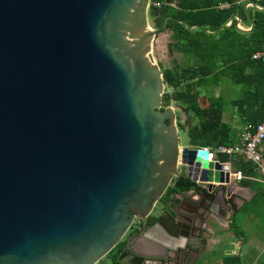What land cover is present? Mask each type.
<instances>
[{
  "label": "water",
  "instance_id": "95a60500",
  "mask_svg": "<svg viewBox=\"0 0 264 264\" xmlns=\"http://www.w3.org/2000/svg\"><path fill=\"white\" fill-rule=\"evenodd\" d=\"M157 15L149 0H0V264H93L131 214L154 219L163 252L132 254L163 259L183 248L167 244L176 212L151 211L172 177L202 194L194 209L237 214L230 165L179 147L161 107Z\"/></svg>",
  "mask_w": 264,
  "mask_h": 264
},
{
  "label": "trees",
  "instance_id": "16d2710c",
  "mask_svg": "<svg viewBox=\"0 0 264 264\" xmlns=\"http://www.w3.org/2000/svg\"><path fill=\"white\" fill-rule=\"evenodd\" d=\"M149 2L159 3L155 8L158 15L152 19L153 27L158 28L165 20L164 30L170 31L171 50L182 58L181 63L159 70L165 85L162 105L175 102L186 115V120L178 127H191L186 131L190 147L231 145L230 126L222 120L225 104L222 95L210 96L207 105L201 107L197 103L199 89L218 85L221 78H227L233 85L241 87L239 96L229 101L240 124L251 128L258 122L263 106L264 64L250 60V54L264 51V0L250 2L260 10L245 7L247 2L241 0H179L177 9L163 4V0ZM222 3L228 6L218 8ZM231 17H236L241 27L248 26L249 30H238L235 20L223 27ZM190 26L194 28L186 30ZM192 120H195L193 124ZM232 162L243 176L254 175L253 163L241 158H232ZM246 183L250 182L240 181L242 186ZM180 184L181 181L176 182L169 192L192 187L190 182ZM231 227L236 237L242 236L235 230V224ZM220 260L221 264H243L236 255Z\"/></svg>",
  "mask_w": 264,
  "mask_h": 264
},
{
  "label": "flooded vegetation",
  "instance_id": "af4514ba",
  "mask_svg": "<svg viewBox=\"0 0 264 264\" xmlns=\"http://www.w3.org/2000/svg\"><path fill=\"white\" fill-rule=\"evenodd\" d=\"M178 181H181L180 185L189 183V181L184 180L181 176L177 178L172 177L159 198L152 205L151 211L157 208L159 212L164 210L170 214L172 210L176 212L178 223L170 230L175 233L177 239L167 240V244L173 246L182 245L183 248L176 249L175 252H166L163 259L150 258L147 260L133 255L131 251H135L139 255L156 257L162 256L163 252L156 249L155 245L153 246L152 243L147 241V239H161V236L153 226L154 219L150 218L148 224L145 226L144 220H139L134 214H131L133 218L128 229L119 242L105 255L110 264H196L204 257V254L207 252L206 249L210 247L207 242L212 239L207 231V219L209 215L206 214L204 209H194L188 204L189 201L197 200V198L202 201V194H195L197 189L192 187L188 189L189 191L169 192V189L173 188ZM190 189L193 191L191 192ZM235 200L236 197L231 199L233 207H236ZM238 213L232 214L229 217L226 214L227 217L223 216L227 219L226 221L217 218L227 224L226 234L221 233L222 246L227 245V247H232L233 242L237 240L231 225L234 224L233 219Z\"/></svg>",
  "mask_w": 264,
  "mask_h": 264
},
{
  "label": "rangeland",
  "instance_id": "374dc122",
  "mask_svg": "<svg viewBox=\"0 0 264 264\" xmlns=\"http://www.w3.org/2000/svg\"><path fill=\"white\" fill-rule=\"evenodd\" d=\"M147 26L151 30L155 29L153 27L152 19H147ZM169 35L170 31L168 29L163 30L158 36H155L150 43V56L154 64L157 66L158 70L168 68L172 66L173 63H181L182 61L180 55L171 50V41L169 39ZM164 89L165 85L163 84L162 94L164 92ZM240 90V86L233 85L227 78H221L218 82V85L206 87L204 88V91H202L201 88L199 89L200 95L198 96L197 103L199 106L205 107L208 103V99L210 96L216 97L219 94L222 95L225 101L223 107L222 120L229 125L226 119L229 114L232 113L233 116L237 118V116L234 114V109L229 104V101L236 99L240 94ZM161 107H169L173 110L178 146L190 147V145L188 144L186 131L190 130L191 127L188 126L185 129L178 127V124H182L183 121L186 120V115L181 111L179 105L175 102L170 101L167 106H163L161 102ZM194 122L195 120H192L191 124H193ZM260 157V166L264 170V152H261ZM232 167L234 168L235 165H233ZM256 168L254 169L255 171L253 177H262L260 169ZM252 189L258 192V195L255 196L250 203H247L245 205V207L241 210V213H239L238 217L235 219L237 222L235 223V230H238L243 236L245 235L246 237L249 235H253L254 243L256 244L254 249L248 252V254L240 257L241 263L243 264L264 263V253L261 250L264 245V185H262V183H259L257 180L253 183ZM243 210H250L252 212V217L250 219L244 220L243 225L240 226L241 228H239V222L243 220ZM230 255H234L231 252V247H227V245L222 246L220 248H215L210 253H206L203 258L204 260H199V262L196 264H221L220 259L224 256ZM98 264L110 263L107 260V257L104 256L98 261Z\"/></svg>",
  "mask_w": 264,
  "mask_h": 264
},
{
  "label": "crops",
  "instance_id": "0c3cea01",
  "mask_svg": "<svg viewBox=\"0 0 264 264\" xmlns=\"http://www.w3.org/2000/svg\"><path fill=\"white\" fill-rule=\"evenodd\" d=\"M241 1L247 2L246 0H241ZM247 3H249V2H247ZM246 4H245V6H246ZM232 20L236 21L235 27L238 30H241V31H248L249 30L248 26H242L241 27L239 20L236 17H233ZM202 91H204V89H202ZM226 119H227L229 126H230V140L232 141V144H234V143H236L239 135L244 130L245 126L241 125L240 122L238 121V119L235 118L232 113L229 114V116ZM263 146H264V142L262 143V145L259 148L260 156H261V152H264ZM217 161L220 163H225L227 161H230L231 169L235 168V167L234 168L232 167L234 165L232 162V159L229 160L227 158H223L222 156H218ZM257 180L259 183H262V185H264V179L262 177L254 178L253 175L252 176H243L242 181L250 182V183H246L245 186H242L240 184V182H236V183L234 182V183L230 184L231 192L236 196L235 203H236V206L239 207L238 208L239 213H241V210L245 207V205L247 203H250L252 201V199L255 197L254 194L256 193V191H254V189H252V187H253V183L256 182ZM239 213H238V215H239ZM238 215L233 219L234 224L237 223L235 219L238 217ZM242 216H243V220H241L239 222V228H241L240 226L243 225L244 220L250 219L252 217V212L250 210H245L243 212ZM207 224H208L207 231L211 235L212 239H210L207 242L210 245V247H208L206 249V251H207L206 253H210L215 248L222 247L221 233L227 232V230H226L227 224L225 222H222L221 220L215 218L214 216L208 217ZM236 239L238 240L237 244L233 243L232 247H231V252L234 255H236L238 253V249H235V247L236 246L239 247V245L242 243H244L246 246V252L242 256L248 254V252H250L252 249H254V247L256 245L254 243L253 235H249L247 237L245 235L244 236L242 235V236L237 237ZM261 250L262 251L264 250V245H263ZM205 254H204V256H205ZM203 258L201 260H204Z\"/></svg>",
  "mask_w": 264,
  "mask_h": 264
},
{
  "label": "built area",
  "instance_id": "2783aa9c",
  "mask_svg": "<svg viewBox=\"0 0 264 264\" xmlns=\"http://www.w3.org/2000/svg\"><path fill=\"white\" fill-rule=\"evenodd\" d=\"M247 3L245 7H253L256 10H260V7L257 5H253L250 2H257L262 0H246ZM154 8L159 6V3L152 4ZM228 5L226 3H222L218 5V8H226ZM250 60L258 61L264 64V51H254L250 54ZM264 85V79H263ZM263 106L261 117L258 122L252 126L251 128L245 127L242 133L239 135L236 143L231 145H214V146H202L196 147L202 154H204L205 160L207 162L217 161L218 156H224L227 159H243L244 161L251 162L257 165L256 169H260V173H262V177L264 178V170L260 166V154L259 148L264 142V93L262 97ZM179 152V151H178ZM231 167L230 161H227ZM231 180L233 182H240L243 179L242 173L237 169H231L230 171ZM98 264V261L93 263Z\"/></svg>",
  "mask_w": 264,
  "mask_h": 264
}]
</instances>
